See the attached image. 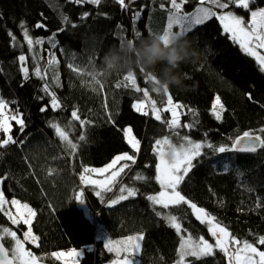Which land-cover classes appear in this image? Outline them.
I'll use <instances>...</instances> for the list:
<instances>
[{"label":"trees","instance_id":"1","mask_svg":"<svg viewBox=\"0 0 264 264\" xmlns=\"http://www.w3.org/2000/svg\"><path fill=\"white\" fill-rule=\"evenodd\" d=\"M125 3L129 4V0ZM161 4L165 9L170 6L168 0H134L127 9L121 8L117 0H102L100 5L76 4L72 0H0V88L14 109L12 113L18 110L25 122L21 132L13 121L11 136L16 143L0 145L1 187L7 197L34 207L32 229L38 240L36 244L26 245L35 255L83 249L79 260L67 259L68 264H109L117 255L104 247L107 239L142 233L140 264H176L180 234L154 214L146 197L160 191L154 179L158 162L155 141L166 136L180 140L166 123L155 120L151 111L142 115L133 109L134 103L144 99L142 92L116 87L127 75L126 69L109 74L104 65L105 55L122 43L129 40L138 43L150 33H163L168 13L160 8ZM197 6L198 0H189L183 12L191 13ZM250 6L253 10L264 7V0H256ZM223 11H233L246 21L250 18V13L235 6ZM85 12L89 15L82 19ZM63 16L68 17L69 23L62 20ZM22 21L33 39L45 41L35 46L37 59H33L23 38ZM38 23L45 27L37 28ZM9 32L15 36V44ZM54 33L56 48L47 43ZM184 39L189 41L194 56L178 70L183 76V87L172 86L168 90L175 102L184 105L181 125H193L190 129L181 127L180 136L187 135L216 147H230L245 131L260 134L259 129L264 127V73L259 71L255 58L242 52L215 17L193 28ZM50 52L58 60L54 68L47 63ZM21 54L28 57L27 80L18 60ZM70 64L81 73L84 69L99 73L96 78L100 83L96 84L89 75H78L69 68ZM37 66L45 79L34 75ZM132 72L138 86L147 88L157 107H162L161 101L166 97L153 91V84L146 78L149 72H141L140 68ZM54 76L58 77L55 83ZM45 82L50 85V92H55L62 105L60 109L50 111L51 97L43 91ZM217 95L225 106L223 119L219 121L212 114ZM45 105L49 106L47 112L50 111L45 127L52 129L50 124L57 123L69 131V138L77 144L74 154L65 150L55 134L49 136L34 120L43 113L40 109ZM73 110H78L81 118L91 123L82 127L73 121L69 126ZM168 119L169 112L162 120ZM127 126L141 144L136 163L127 170L122 184L137 188L139 194L108 207L106 201L98 199L93 187L84 186L79 177L84 167L104 166L116 155L131 152L123 135ZM82 134L83 141L79 139ZM5 138L7 134L0 131V141ZM203 151L205 155L199 162L194 161V168L179 190L214 215L238 239L256 244L264 236V149L255 154L215 155L211 149ZM225 164L229 171H224ZM137 174L147 179L135 180ZM248 188L253 191L249 192ZM81 191L90 207L89 216L81 202L74 200ZM257 198L260 207L256 206ZM156 210L161 211L160 206ZM185 210L188 215L181 223L188 233L194 238L204 236L213 240L207 227L186 206ZM96 212L101 217L96 218ZM173 214L182 215L176 211ZM2 226L13 227L22 238L28 229L23 224L12 225L0 213V229ZM4 243L11 251V241L6 238ZM259 247L264 250V246ZM45 261L63 264V260L53 258ZM196 264H226V259L216 251L214 256L197 260Z\"/></svg>","mask_w":264,"mask_h":264},{"label":"snow or ice","instance_id":"2","mask_svg":"<svg viewBox=\"0 0 264 264\" xmlns=\"http://www.w3.org/2000/svg\"><path fill=\"white\" fill-rule=\"evenodd\" d=\"M76 4H92L100 5L102 0H72ZM121 8L127 9L129 4L134 0H129V4L125 3V0H117ZM170 6L165 9V5L161 4L160 8L165 9L168 13L167 24L161 34V38L167 44L170 38L180 35L185 36L193 28L198 25H204L207 21H210L213 17L217 18L222 25L223 32L230 37V39L239 45L242 52L246 55L255 58L259 71L264 73V54L261 51L264 50V7H258L255 10L250 5H254L256 0H198V6L191 13L183 12L185 5L189 0H168ZM209 5V6H205ZM230 6H235L250 13V18L246 21L243 16L236 15L233 11H223L229 9ZM214 9L221 10L219 13ZM89 13L85 12L82 15V19L87 18ZM138 16L139 13H136ZM62 20L65 23H69L68 17L63 16ZM76 27L75 24L72 25ZM37 28H44L41 23L36 25ZM174 27H178L179 31L174 32ZM20 28L23 30V38L27 43L28 50L32 54L33 59H37L35 52V46L43 45L45 41L42 38L33 39L27 30L25 23H20ZM63 31V29H61ZM10 37L15 44V36L9 32ZM139 36V33L136 34ZM56 34L54 33L50 37L47 43L56 48ZM28 59L25 55L21 54L18 60L21 64V71L25 80L28 79L29 69L25 66V62ZM38 63V61H37ZM48 66L54 68L58 64V60L55 58L54 53H49V59L47 61ZM73 71H76L78 75H89L96 84H99V80L96 78L99 73H89L87 69L81 70L79 68H73V65H69ZM141 72L144 69L140 68ZM34 75L45 79V76L41 74L39 66L34 68ZM147 80L153 82L155 77L151 73L147 74ZM58 80L57 76L53 77V82ZM102 86V85H101ZM117 88L126 87L136 92H142L144 99L134 103L133 109L141 113L142 115H148L150 109L153 117L157 121L166 123L169 130L179 138V146L174 145L171 140L166 136L163 140H156V147L154 149L155 154L158 157V162L155 165L156 175L155 181L159 184L160 191L156 194L147 195V201L151 202L152 211L157 217L163 219L169 227L174 229L180 234V243L178 248V259L176 264H196L197 260L214 256L216 251L223 254L226 259V264H264V250H260L259 246H264V236L259 237L256 244L247 240L241 241L234 236L226 226H223L217 218L209 213L205 208L199 207L196 203L186 198L185 195L179 190L181 184L185 181V178L189 175L194 168V161L199 162V159L205 155L204 149H211L213 154H225V153H242V154H255L258 150L264 149V127L259 129L260 134H255L251 131H245L242 135H238L231 146H219L216 147L211 143L196 142L189 136H180L179 130L181 127L191 128L192 124L181 125L178 109L184 108V105L179 102H174L172 95L167 89L160 92L158 89L153 91L160 93L166 99L161 101L162 107H157V101L152 99L149 95L147 88H140L137 84V77L134 72H128L124 76L121 83L116 84ZM43 91L51 97L50 107L53 110H58L62 107L55 92H50V85L45 82L43 85ZM251 99V94H248ZM48 105L41 107L40 111L45 112L48 110ZM8 102L0 98V131L4 134H8L7 138L0 141V145L6 146L12 143H16L10 135L12 130L11 121H15L20 126L22 132L25 127V122L18 110L16 113L9 115ZM194 112V110L189 109ZM170 112L171 118L167 121L162 120V113ZM225 112V106L221 101V98L217 95L212 105V114L216 120L223 119V113ZM73 121H78L80 126L90 124L91 122L82 119L78 110L71 112V120L69 126ZM50 127L54 130L55 135L65 145V150L71 153H75L77 144L73 143L69 138V131L65 130L57 123H51ZM123 135L126 143L130 146L131 152H124L116 155L110 163L101 168L84 167L79 177L80 182L89 187H96L100 189L96 192V195L104 202L102 193L112 192L114 188L118 187L119 196L115 199L107 201L108 207L119 205L122 201H127L129 198L137 197L139 190L135 187H129L122 185L123 176L127 174V170H130L132 165L136 163L137 154L140 152V140L133 134V129L127 126L123 129ZM79 139L83 141L85 136L82 134ZM167 149V151H165ZM224 171H229L228 165H223ZM94 174L95 177L94 178ZM135 180H146L147 178L137 174L134 177ZM249 192L253 191L252 188L247 189ZM126 193V195H125ZM84 193L81 191L74 197V200L83 202L85 199ZM11 205L15 209V213L11 209L5 210L8 205ZM156 206H160L161 211L156 210ZM190 210L192 216L195 217L200 224L207 227V231L214 243H210L204 236L193 238L191 233H188L181 223L182 219H185ZM257 207H260L259 198H257ZM173 211L182 213V215L173 214ZM0 213H3L12 225L19 226L21 224L28 226L27 231L23 233V239L17 235L16 231H13L9 227H3L0 229V264H41L44 257L36 256L31 250L25 247L26 243H37L38 237L32 232V221L36 216L35 210H33L27 203H21L20 200L13 198L11 201L7 200L5 194L0 190ZM6 238H10L13 242L11 251L4 246ZM143 239V234L127 236L122 241L107 240L104 247L108 252H115L118 257L122 255V259H117L113 264H133L129 254L135 251H140V241ZM51 258L61 261L63 264H68V260L65 257H75L79 260L81 252L75 249L70 252H52Z\"/></svg>","mask_w":264,"mask_h":264},{"label":"clouds","instance_id":"3","mask_svg":"<svg viewBox=\"0 0 264 264\" xmlns=\"http://www.w3.org/2000/svg\"><path fill=\"white\" fill-rule=\"evenodd\" d=\"M191 46L184 36L176 35L165 44L160 34L150 33L137 42L129 40L119 48L110 50L104 57L107 73L142 68L155 77L152 82L155 89L163 92L170 87H183V76L178 71L182 63L194 56ZM159 66L158 64H161Z\"/></svg>","mask_w":264,"mask_h":264},{"label":"rangeland","instance_id":"4","mask_svg":"<svg viewBox=\"0 0 264 264\" xmlns=\"http://www.w3.org/2000/svg\"><path fill=\"white\" fill-rule=\"evenodd\" d=\"M173 31L174 32H176V31H179V29H178V27H174V29H173ZM259 51H261V54H264V50H259ZM0 98H2V99H4L5 101H7L6 99H5V97L3 96V94H2V91H1V88H0ZM8 102V101H7ZM175 102V101H174ZM8 105H9V112H8V114L9 115H11V114H14V113H12L13 111H14V109L12 108V106L8 103ZM51 112L53 111V109H51L50 110ZM49 111V112H50ZM178 111V114H179V119H180V114H181V109H178L177 110ZM49 112H47V111H45V112H43L40 116H35L34 117V120L36 121V122H38L39 124H40V126H42L44 129H45V131L48 133V135L49 136H53L55 133L52 131V129H50V128H46L45 127V120L47 119V117L49 116ZM165 113H167V112H165ZM165 113H162V119H164V114ZM21 116H22V114L21 113H19ZM169 114H170V112H169ZM23 118V117H22ZM170 118H171V114H170ZM11 124H12V127H13V121H11ZM133 134H134V131H133ZM8 135V134H7ZM10 135H11V133H10ZM135 135V134H134ZM135 137H136V135H135ZM137 138V137H136ZM170 140H171V142L174 144V145H176V146H179V144H180V142H177V141H175V140H173V139H171L170 137H168ZM138 139V138H137ZM160 140H163V138H161ZM193 140V139H192ZM193 141H195V140H193ZM196 142H201V141H196ZM165 151H167V149H165ZM122 154V153H121ZM107 165V164H106ZM105 166V165H104ZM104 166H100V167H91V168H101V167H104ZM94 178H96L95 177V174H94ZM1 185H2V179H0V190H2V187H1ZM84 185V184H83ZM122 185H124V184H122ZM84 186H87V185H84ZM118 187L119 186H117L116 188H114L113 189V191L112 192H104V193H102V195H103V197H104V201H110L111 199H115V198H117L118 196H119V191H118ZM93 190H94V192H95V194H96V192L97 191H99L100 189H98V188H96V187H93ZM3 191V190H2ZM5 194V193H4ZM125 195H126V193H125ZM97 196V195H96ZM5 197H6V199L7 200H9V201H11L13 198H9V197H7L6 195H5ZM98 197V196H97ZM16 199V198H15ZM98 199L101 201V198L100 197H98ZM19 200V199H18ZM21 203H24V202H22L21 201ZM29 205V204H28ZM81 205H82V207L85 209V211H86V213H87V215L89 216L90 215V207H89V205L86 203V201H83V202H81ZM33 210H35L34 209V207L33 206H31V205H29ZM9 209H11L12 210V212L13 213H15V209L14 208H12V206L9 204L7 207H6V211L7 210H9ZM3 214V213H2ZM4 215V214H3ZM5 216V215H4ZM6 217V216H5ZM7 218V217H6ZM8 219V218H7ZM33 221H34V219H33ZM33 221H32V223H33ZM16 226V225H15ZM3 227H9V226H2L1 227V229L3 228ZM28 227V226H27ZM9 228H11L13 231H16L17 232V230H15L13 227H9ZM26 231H27V229H26ZM32 232H33V229H32ZM17 235L20 237V235H19V233L17 232ZM135 235H137V234H135ZM126 237H124V238H120V239H116V240H112V241H122V240H124ZM194 238V237H193ZM9 240H10V238H8ZM20 239H23L22 237H20ZM107 240H110V239H107ZM107 240H106V242H107ZM11 241V240H10ZM209 242L210 243H214V238H213V240H209ZM11 243H13L12 241H11ZM142 244H143V239H142V241H140V245H141V247H140V251H135L134 250V252L133 253H131V254H129V256H130V259L132 260V262H133V264H140V261H139V258H138V256L140 255V253H141V250H142ZM25 247L26 248H28L27 247V245H25ZM75 250H77V251H80L81 252V255H83L84 254V250L83 249H75ZM60 252H65V253H67L66 251H60ZM68 252H70V251H68ZM115 253V252H114ZM116 254V253H115ZM117 255V254H116ZM122 255L123 254H121V256L120 257H118L117 256V258L114 260V261H116L117 259H122ZM36 256H38V255H36ZM38 257H44V259L42 260V261H45V260H47V259H51V256L50 255H42V256H38ZM73 258V257H72ZM72 258H68V257H65L64 259H72ZM113 261V262H114ZM113 262H111V263H109V264H113Z\"/></svg>","mask_w":264,"mask_h":264},{"label":"built area","instance_id":"5","mask_svg":"<svg viewBox=\"0 0 264 264\" xmlns=\"http://www.w3.org/2000/svg\"><path fill=\"white\" fill-rule=\"evenodd\" d=\"M148 114H150V109L148 111ZM95 216H96V218H99V217H101V213L100 212H96L95 213Z\"/></svg>","mask_w":264,"mask_h":264},{"label":"water","instance_id":"6","mask_svg":"<svg viewBox=\"0 0 264 264\" xmlns=\"http://www.w3.org/2000/svg\"><path fill=\"white\" fill-rule=\"evenodd\" d=\"M4 246L7 248V246L5 245V243H4ZM41 264H51V263H49L47 261H42Z\"/></svg>","mask_w":264,"mask_h":264},{"label":"bare ground","instance_id":"7","mask_svg":"<svg viewBox=\"0 0 264 264\" xmlns=\"http://www.w3.org/2000/svg\"><path fill=\"white\" fill-rule=\"evenodd\" d=\"M127 0H125V2H126Z\"/></svg>","mask_w":264,"mask_h":264},{"label":"crops","instance_id":"8","mask_svg":"<svg viewBox=\"0 0 264 264\" xmlns=\"http://www.w3.org/2000/svg\"><path fill=\"white\" fill-rule=\"evenodd\" d=\"M66 252H68V251H66Z\"/></svg>","mask_w":264,"mask_h":264}]
</instances>
